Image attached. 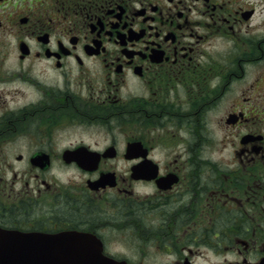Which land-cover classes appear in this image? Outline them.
<instances>
[{
  "label": "flooded vegetation",
  "instance_id": "obj_1",
  "mask_svg": "<svg viewBox=\"0 0 264 264\" xmlns=\"http://www.w3.org/2000/svg\"><path fill=\"white\" fill-rule=\"evenodd\" d=\"M261 1L0 0V228L264 264Z\"/></svg>",
  "mask_w": 264,
  "mask_h": 264
},
{
  "label": "water",
  "instance_id": "obj_2",
  "mask_svg": "<svg viewBox=\"0 0 264 264\" xmlns=\"http://www.w3.org/2000/svg\"><path fill=\"white\" fill-rule=\"evenodd\" d=\"M82 238L83 235L69 232L52 236L3 230L0 264H102L77 251L79 246L89 244Z\"/></svg>",
  "mask_w": 264,
  "mask_h": 264
},
{
  "label": "rangeland",
  "instance_id": "obj_3",
  "mask_svg": "<svg viewBox=\"0 0 264 264\" xmlns=\"http://www.w3.org/2000/svg\"><path fill=\"white\" fill-rule=\"evenodd\" d=\"M256 10H257V14L256 16L259 15V17L263 16L264 17V0L261 1V3H259V5H255ZM262 28L264 29V23H262ZM16 84H10L9 86H5L4 88H10V91H14L16 88ZM1 90V89H0ZM26 149L22 150L25 151ZM20 150H16V149H11V150H5L3 155L6 156V158L8 159L10 156L9 155H13L16 156L17 153H19ZM63 171H59L60 172V178L62 180H66V179H70V178H74L76 179L77 182L80 181V175L71 169H62Z\"/></svg>",
  "mask_w": 264,
  "mask_h": 264
}]
</instances>
